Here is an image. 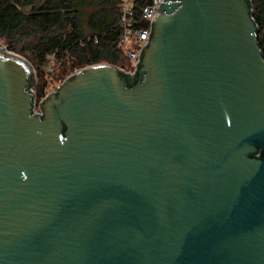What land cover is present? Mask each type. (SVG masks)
<instances>
[{
	"label": "water",
	"instance_id": "1",
	"mask_svg": "<svg viewBox=\"0 0 264 264\" xmlns=\"http://www.w3.org/2000/svg\"><path fill=\"white\" fill-rule=\"evenodd\" d=\"M4 49L0 264H264V59L246 0L161 2L132 77L77 69L41 114L32 64Z\"/></svg>",
	"mask_w": 264,
	"mask_h": 264
},
{
	"label": "trees",
	"instance_id": "2",
	"mask_svg": "<svg viewBox=\"0 0 264 264\" xmlns=\"http://www.w3.org/2000/svg\"><path fill=\"white\" fill-rule=\"evenodd\" d=\"M246 1L264 59V0ZM148 2L140 0V5ZM119 3L120 0H0V36L5 38L7 50L21 54L37 69L53 53L55 58L70 57L74 66L107 63L123 67V57L127 58L120 40L122 29L116 25ZM85 24L87 28H83ZM64 72L61 65L60 74ZM123 76L120 75L130 87L144 82L139 74L131 84ZM34 90L38 98L44 95L43 86L35 82ZM249 156L256 157L252 153Z\"/></svg>",
	"mask_w": 264,
	"mask_h": 264
},
{
	"label": "built area",
	"instance_id": "3",
	"mask_svg": "<svg viewBox=\"0 0 264 264\" xmlns=\"http://www.w3.org/2000/svg\"><path fill=\"white\" fill-rule=\"evenodd\" d=\"M161 2H166V0H149V2L144 5H140V0H120L116 25L122 29L120 40L123 46V52L127 58V67L118 68L130 77L133 76L137 69L141 50L149 39L152 22L159 12ZM50 55L55 57L54 53ZM31 92L35 95L32 114H41L42 110L39 104L50 92L41 96L42 98L40 97L41 99L39 98L40 100H38V102L34 87L31 89ZM36 108L38 110H36Z\"/></svg>",
	"mask_w": 264,
	"mask_h": 264
},
{
	"label": "rangeland",
	"instance_id": "4",
	"mask_svg": "<svg viewBox=\"0 0 264 264\" xmlns=\"http://www.w3.org/2000/svg\"><path fill=\"white\" fill-rule=\"evenodd\" d=\"M39 1L43 2L45 0H39ZM27 9H30V7L28 6ZM0 45L4 46V48L7 47L6 40L2 36H0ZM17 46H18V48L20 47L19 44ZM67 57L68 56H66L64 58H58V57L55 58V57L49 55L48 58H46L45 63L43 65H41L40 68L37 69V68L33 67L34 74H35V82L38 85L43 86L44 94L55 90L56 87L62 82V80L65 77L71 75L77 69L82 68V67H79L78 65L74 66L69 59L70 57H68V58ZM61 65H63L65 68V72L62 75L60 74ZM122 66L127 67V59L125 60L124 57L122 60ZM117 67H119V66H117ZM40 99L37 98V102ZM36 110H38V109L36 108Z\"/></svg>",
	"mask_w": 264,
	"mask_h": 264
},
{
	"label": "bare ground",
	"instance_id": "5",
	"mask_svg": "<svg viewBox=\"0 0 264 264\" xmlns=\"http://www.w3.org/2000/svg\"><path fill=\"white\" fill-rule=\"evenodd\" d=\"M0 50L3 51V52H6L4 48L0 47Z\"/></svg>",
	"mask_w": 264,
	"mask_h": 264
},
{
	"label": "crops",
	"instance_id": "6",
	"mask_svg": "<svg viewBox=\"0 0 264 264\" xmlns=\"http://www.w3.org/2000/svg\"><path fill=\"white\" fill-rule=\"evenodd\" d=\"M83 28H87V25L85 24L84 26H83ZM88 30H86L85 32H87Z\"/></svg>",
	"mask_w": 264,
	"mask_h": 264
}]
</instances>
